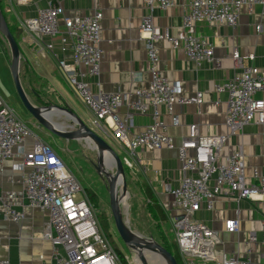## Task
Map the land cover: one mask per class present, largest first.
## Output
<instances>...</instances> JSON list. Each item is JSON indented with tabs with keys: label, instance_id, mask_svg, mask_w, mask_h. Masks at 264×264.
Returning a JSON list of instances; mask_svg holds the SVG:
<instances>
[{
	"label": "built area",
	"instance_id": "built-area-1",
	"mask_svg": "<svg viewBox=\"0 0 264 264\" xmlns=\"http://www.w3.org/2000/svg\"><path fill=\"white\" fill-rule=\"evenodd\" d=\"M23 4L28 0H10ZM147 9L139 32L145 39L148 84L128 92L92 91L87 77L97 75L104 55L101 41L103 12L94 10L87 15H67L59 4L39 8L34 17L24 19L20 26L37 38L62 35L68 45L72 61L57 60L58 67L67 82L92 114L91 127L103 137L111 134L124 146L128 165L144 164L138 149H177L181 178L176 187L165 183V190L172 195L171 205L177 213L171 215V229L182 264H264V252L255 259L251 250L245 253H219V231L198 220L194 214L212 210L219 196L234 200H254L264 193V162L252 168L251 176L257 183L246 181L245 155L241 148L223 154L230 137L239 133L249 123H264V98L256 93L264 91V67L248 66L234 73L221 83L215 84L217 92H227L225 125L226 132L202 135L197 124L188 126V132L177 144L175 138L165 131L160 118V106L169 114L175 105L195 104L200 107L204 92L196 90L185 94L180 80H169L159 70V40H168L173 48L181 46L187 58L200 66L214 60V45L199 35L196 26L201 22L225 23L235 26L242 8L251 12L255 4L264 7V0H190L184 14L181 29L176 35L152 21L155 6L167 9L172 0H142ZM258 30L261 28L257 26ZM52 43L45 44L51 49ZM253 55H249L252 58ZM232 59L240 65L242 57L236 49ZM122 106L129 109L124 115L117 111ZM132 112L151 111L153 122L139 132H131ZM173 123L178 117L173 115ZM27 137L33 138L30 149L26 148ZM23 157L18 169L24 171L21 193L7 192L1 197V216L15 223L25 214L21 207L26 204L46 214L42 236L54 245L48 263L41 264H121L118 253L109 237L102 231L93 205L74 173L63 158L45 140L33 133L31 128L16 114L0 96V160ZM240 210L225 220L228 232H238L241 226ZM264 244V215L260 229L250 230L248 238L254 243L259 234ZM0 264H10L9 256L2 251L0 239Z\"/></svg>",
	"mask_w": 264,
	"mask_h": 264
},
{
	"label": "crops",
	"instance_id": "crops-1",
	"mask_svg": "<svg viewBox=\"0 0 264 264\" xmlns=\"http://www.w3.org/2000/svg\"><path fill=\"white\" fill-rule=\"evenodd\" d=\"M172 1L173 5L167 9L155 6L152 11V21L176 35L181 29L183 16L189 9L190 0ZM49 4L61 5L67 15H87L94 10L103 12L100 45L104 55L100 72L87 77L93 92L131 93L148 84L150 74L147 69L145 39L138 30L147 13L142 0H28L23 4H15L7 0L6 11L14 12L16 15L14 25L19 27L22 20L36 16L39 8ZM258 25L261 26L259 30ZM196 30L214 45L212 62L205 61L197 66L187 58L181 46L173 48L168 40H159L156 43L159 49L158 67L161 73L169 80H180L185 94H192L196 90L204 92V100L200 107L195 104L175 105L172 114H169L164 106L159 107L160 118L166 125L165 131L175 138L177 144L187 134L188 126L192 123L197 124L198 131L202 135L225 133L228 94L217 92L215 84L225 81L243 67H264V7L262 5L255 4L251 12L243 7L235 26L201 22L197 24ZM18 34L21 52L19 76L22 87L29 84L44 86L45 92L54 95L59 105H67L82 118L69 99L68 91L74 93L73 89L57 64L59 58L72 61L68 45H65L66 49H62L64 46L61 41L62 35L37 38L21 26ZM3 37L0 32V43L5 52ZM47 43L53 44L50 50L45 48ZM235 49L242 57L240 65H236L232 59ZM8 52L5 56L10 66L11 54L10 51ZM249 55L253 57L249 58ZM24 91L27 94L26 90ZM0 96L7 102L1 91ZM256 96L264 98V91L257 92ZM28 98L33 104H37L36 100L29 96ZM117 111L120 115H124L129 109L122 106ZM131 113L133 133L141 131L153 122L151 111L144 114L132 111ZM173 115L178 117V124L173 123ZM31 119H33L32 115ZM88 120L91 123V117ZM25 123L28 125L27 122ZM29 127L40 137L36 130ZM39 127L36 128L40 129ZM32 144L33 138L27 137L26 148L30 149ZM236 148H241L245 155L246 181L257 183V180L252 178L251 171L253 167H259L264 162V123L253 122L245 125L239 133L230 137L223 154ZM137 151L139 157L144 160L143 165L136 167L137 173L141 175V181L150 188L164 208L170 223L171 215H175L177 211L171 205L172 195L164 186L165 183H169L172 187H176L180 182L177 149H138ZM22 160L23 157L20 155L0 160V204L1 197L7 192L13 191L17 194L22 192L24 171L17 168ZM18 208L25 214L24 219L19 223L4 219L0 213L2 251L9 256L10 264L48 263L54 245L42 236L46 214L38 208L28 206L24 199L21 207ZM237 209L240 210L241 226L238 232L231 233L225 230L224 222L235 216ZM263 215L264 193L254 200H234L228 196H219L212 210L201 209L194 214V217L219 231L221 241L217 249L220 254L245 253L250 249L252 256L260 259L264 252L261 234L258 233L259 240L254 243L249 241L248 235L252 229L259 231Z\"/></svg>",
	"mask_w": 264,
	"mask_h": 264
},
{
	"label": "rangeland",
	"instance_id": "rangeland-1",
	"mask_svg": "<svg viewBox=\"0 0 264 264\" xmlns=\"http://www.w3.org/2000/svg\"><path fill=\"white\" fill-rule=\"evenodd\" d=\"M6 4L7 0H0V6L2 7L6 19L11 26L17 28V25H14L16 15L14 12L6 11ZM3 41L4 46L6 45V50L4 52L0 43V91L6 97L5 99L7 100L9 106L12 107L16 114L22 120H25V122H27L28 125L34 129V131L36 130L37 134L43 138V140L48 142L57 151V153L63 158L67 167L77 177L88 197H91L90 199L93 200H91V202L93 203V208L102 231L107 235V237H109L112 245L120 250L119 258L121 264H142L138 255H136V252L127 246L116 230L110 207L107 182L108 178L106 175H101L95 167V163L97 162V151L96 148H93L94 143L83 138L65 139L50 132L43 126L39 127L38 122L34 118L31 119V113L23 103L8 60L5 56V53L10 51V49H8V43L5 38ZM24 86L25 87L23 88L26 90L28 96L36 100V105L42 106L51 103L59 105V102L54 95L49 92H45L44 86L30 84ZM68 94L74 109L82 116L83 120L90 125V121L88 120L92 116L90 111L86 109L87 107L75 92L71 93L68 91ZM50 119L53 123L63 127L65 130H76L79 128L78 123L62 113H53L50 116ZM36 127H39L40 129H37ZM96 132L98 133V131ZM103 138L119 155L122 160L123 167L125 165L127 166V168L124 167L127 193L120 200V207L126 224L132 231L139 233L147 239L152 238L157 242H161V239H164L162 236L163 234L167 237L169 242L174 243L175 235L171 229V225H169L170 223L167 222L166 224H162L156 219L153 215L151 205L142 191L141 175L137 173L136 170L138 164L133 163V165L130 166L125 162L124 158L126 157V153L124 146L118 142L112 134L108 137L103 136ZM114 166L115 165H112L110 168L107 167L111 173H114L115 171ZM118 188L119 193H121L122 184H119ZM144 254L147 258V264H166V261L162 257L161 258L164 261L159 257V255L155 254V252H152L151 250L146 249Z\"/></svg>",
	"mask_w": 264,
	"mask_h": 264
},
{
	"label": "water",
	"instance_id": "water-1",
	"mask_svg": "<svg viewBox=\"0 0 264 264\" xmlns=\"http://www.w3.org/2000/svg\"><path fill=\"white\" fill-rule=\"evenodd\" d=\"M0 32L3 34L5 40L8 43L11 60L10 69L17 85V89L20 96L25 104L26 108L29 110L33 118L50 132L63 137L65 139H80L90 140L94 143L93 148L97 151V162L95 167L98 169L101 175H106L108 182V191L110 197V207L112 216L114 219V224L117 232L119 233L122 240L127 244V246L136 252L142 264H147V258L144 251L151 250L152 252L158 253L165 261L166 264H178L174 255L167 250L164 246L159 244L152 238H145L139 233L132 231L123 219V214L120 207V200L127 193V186L124 176V167L121 158L113 149V147L101 137L90 125H88L83 119H81L74 110L68 106H61L57 104H47V105H35L28 98L25 93L19 76V66L21 61V52L19 43L14 38L7 20L0 9ZM53 113H62L69 117L76 123H78L79 128L76 130H65L63 127L53 123L50 116ZM109 153L111 156L113 165H115L114 173L108 170V164L105 163L104 154ZM122 184L121 193H119L118 185Z\"/></svg>",
	"mask_w": 264,
	"mask_h": 264
},
{
	"label": "trees",
	"instance_id": "trees-1",
	"mask_svg": "<svg viewBox=\"0 0 264 264\" xmlns=\"http://www.w3.org/2000/svg\"><path fill=\"white\" fill-rule=\"evenodd\" d=\"M1 10H2V7H1ZM2 12H3V10H2ZM3 14H4V12H3ZM7 23H8V26H9L14 38L18 42V38H19L18 37L19 36L18 31L20 30V26L19 27L17 26V28H15L14 26L10 25L8 20H7ZM124 167L127 168L126 165ZM141 185H142L143 193H144V195L146 196L148 202L151 205V209L153 211V215L156 217V219L159 222H161L162 224L163 223L166 224L168 222V217H167V215L165 213L164 208L161 206V204H159L157 198L153 195V193L151 192L150 188H148V186L144 182H142ZM91 200L92 199H90V201ZM92 205H93V203H92ZM162 236L164 237V239H161V242H158V243L161 244L162 246H164L167 250H169L174 255V257L176 258L177 263L181 264L182 261H181V258H180L179 252H178V248H177L176 242L175 241H174V243L173 242H169L167 240V237H165L163 234H162ZM113 247L115 248V250L118 253V255H120V250L117 247H115V246H113Z\"/></svg>",
	"mask_w": 264,
	"mask_h": 264
},
{
	"label": "bare ground",
	"instance_id": "bare-ground-1",
	"mask_svg": "<svg viewBox=\"0 0 264 264\" xmlns=\"http://www.w3.org/2000/svg\"><path fill=\"white\" fill-rule=\"evenodd\" d=\"M104 160H105V163L108 164V168H110L112 165H113V162H112V159H111V156L109 155V153L105 152L104 154ZM146 251V250H145ZM157 255H159L158 253H155ZM159 257L161 258V256L159 255ZM162 259V258H161ZM163 260V259H162ZM164 261V260H163Z\"/></svg>",
	"mask_w": 264,
	"mask_h": 264
}]
</instances>
